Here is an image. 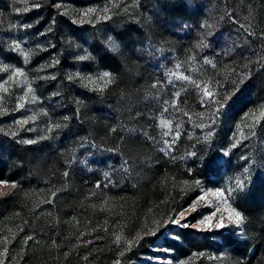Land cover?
<instances>
[{"label": "trees", "instance_id": "16d2710c", "mask_svg": "<svg viewBox=\"0 0 264 264\" xmlns=\"http://www.w3.org/2000/svg\"><path fill=\"white\" fill-rule=\"evenodd\" d=\"M60 1L38 0L31 17L46 32L69 119L32 144L0 130V181L17 185L0 196V238L10 241L5 264H134L151 255L169 225L155 237L141 229L188 207L201 186L234 188L245 175L244 188L229 201L244 217L241 237L171 228L180 239H165L163 246L173 249V264H264V0H226L248 25V43L229 58L215 51L220 32L234 31L230 17L204 44L202 53L233 62L237 74L222 82L218 97L230 95V105L213 118L216 104L203 124L193 93L180 94V111L170 106L182 86L168 84L152 56L156 49L181 58L196 53L214 0H136L141 19L116 12L96 24L72 22ZM71 40L86 48L88 62L72 61ZM78 67L95 75L108 71L113 82L103 91L83 89L65 78ZM162 113L172 119L174 135L181 125L170 149L158 123ZM27 236L33 239L25 245ZM136 239L129 251L127 241Z\"/></svg>", "mask_w": 264, "mask_h": 264}, {"label": "rangeland", "instance_id": "374dc122", "mask_svg": "<svg viewBox=\"0 0 264 264\" xmlns=\"http://www.w3.org/2000/svg\"><path fill=\"white\" fill-rule=\"evenodd\" d=\"M37 1L38 0H0V68L5 65L10 66L9 71L0 72V82L11 74L12 68L20 67L26 72L29 81L32 82L37 97L35 102L25 103L24 108L17 109L16 95H22L23 89L17 87L14 83L7 85L10 87V92L8 94L0 92V96H3V100H0V107L7 110L5 114H0V130L10 137L22 138L24 141H37L48 138L57 128L53 127L50 132L47 131V129L56 124L60 125L65 118V114L63 113L64 99L59 89L60 81L56 77L54 71L56 63H54L55 58L48 51L50 46L45 41L44 35L46 32L44 30L37 31L32 22V11L36 8L35 5H37ZM214 4V8L211 9L208 19L204 21L203 29L199 32L201 39L198 43H195L196 53H188L181 58L175 56L171 52V55H169L163 50L160 52L159 49H156L155 56H152L156 63L160 67H163L166 82L168 84L175 86L181 85L182 87L178 91L180 94L184 95L186 91H189L197 96L200 103L199 110L204 113L203 117L200 119L202 124L205 119L207 120V116H210L212 109L216 108V103L204 97L201 89H197L195 85L187 81L172 78L170 82V73L176 71V65L180 64V72L201 82L202 87L204 83H207L209 89L216 94V98L218 99L222 92L220 90L224 91L222 82L237 74L233 62H226L223 65L220 59L229 58L228 55L235 49L248 43V25L232 15L228 7V2L226 0H214ZM58 7L60 12L76 24H96L106 20L102 18L105 15L103 10L106 7L108 8V12L106 13L108 17L116 12L127 14L138 20L142 17V14L138 10L136 0H73L71 2L61 0ZM25 8H27L28 11H23ZM89 8L97 9V12L86 17L83 13ZM17 9H21V11L17 12ZM227 17H230L234 31H224V33H221V27L218 26L221 22L229 20ZM21 25H30V27H21ZM214 32H220L221 34V38L218 40L220 42L219 49L215 51L217 56H219L218 54L220 52H225L224 56L220 59L215 57V53L208 55L202 53L204 46H201V41L205 44ZM15 43H19L21 48L26 51L31 50V55L29 56L27 64L24 63V58L19 52L12 50ZM70 43L72 47L71 59L76 66H80L79 64L81 62H88L90 60L84 46L81 47L80 44L74 40H71ZM81 56L87 58L80 61L78 58ZM205 60L211 61V63L206 64ZM213 65H215V67ZM77 74H79V77H97L99 74L95 75L80 71L79 67L74 70L69 69L65 74V78L68 82L76 84L86 90L97 91L94 90L93 85L87 84L86 81H82ZM69 75H72L74 79L70 81L68 79ZM178 107L181 110L182 107H180V104ZM32 116H35V120L29 119ZM22 119L28 120V123L23 125L15 123L16 120ZM161 119L172 121V119L164 113L158 117V123ZM162 130L164 132L168 131L166 128ZM13 133H15V135H13ZM173 136L175 135L171 131L169 137H165L164 142L166 139L171 140ZM10 188V184L7 183L4 186H0V191L7 192ZM211 190L212 189H209L207 186H201L198 190V196L188 207L184 208H189L194 202L198 201L199 197L208 193L205 200L199 201L197 204V211L188 215L189 221L195 223L204 215L216 211L218 201L216 197L210 194ZM219 207L221 211H223L224 206L219 205ZM175 218L179 217L177 216ZM171 228L177 229L181 227L170 224L169 228L163 230L155 239L150 248L151 255L140 258L138 261L134 262V264H173L172 259L169 257L171 252L159 250V246H163L165 239H168L169 234L172 233ZM147 232L148 228L146 227L141 229L140 234H145ZM242 235L243 232L237 236L241 237ZM154 248L157 250L154 251ZM154 257H160L161 259H150Z\"/></svg>", "mask_w": 264, "mask_h": 264}, {"label": "snow or ice", "instance_id": "6c2138e0", "mask_svg": "<svg viewBox=\"0 0 264 264\" xmlns=\"http://www.w3.org/2000/svg\"><path fill=\"white\" fill-rule=\"evenodd\" d=\"M35 7H39V5H35ZM17 12H20L21 9H17ZM23 11H28L27 8L23 9ZM105 15L102 17L103 19H108L109 17L106 15V13L108 12V8L106 7L104 10ZM97 12V9H93V8H89L87 9L83 15L84 16H89L92 13ZM21 27H30V25H21ZM201 46H206L204 45L203 41H201ZM13 51L19 52L23 58H24V63L27 64L28 63V59L29 56L31 55V50H24L21 48V45L19 43H15L13 48ZM87 57L85 56H81L78 59L80 61L85 60ZM55 63V61H54ZM205 63H211V61L205 60ZM215 67V65H213ZM9 67L8 65H5L4 67L0 68V72H5V71H9ZM181 68L180 64L176 65V71L171 72L170 73V82L172 80V78H175L176 80H181V81H187L193 85H195V87L197 89H201L203 92V96L206 97L208 100H211L213 103L217 104V108L213 111L212 113V117L215 118L219 115L220 111L222 109L227 108L231 101H232V97L230 95H224L223 99H217L216 98V94H214L208 87L207 83L203 84V87L201 85V82L192 79L190 76L188 75H184L182 72L179 71V69ZM77 76L79 77V74H77ZM43 78V77H41ZM82 81H86L87 84H91L94 86V90H99V91H103L109 84H111L113 82V78L110 74V72L108 71H104L102 73H100L97 77H92V76H85V77H79ZM68 79L71 81L72 79H74V77L72 75H69ZM10 83H14L17 87L23 89V94H17L16 95V100H17V104H16V108L17 109H22L25 107V103H33L36 101L37 97L35 95V91L34 88L32 86V82L29 81L28 76L26 74V72L20 68V67H14L11 69V74L8 75L2 82H0V92L4 93V94H8L10 92V87L7 85H10ZM26 85V87H25ZM153 87H158L157 84H153ZM175 99L171 102V107L173 109H175L176 111H180L178 104H179V97H180V93L176 92L175 93ZM0 100H3V96H0ZM165 104L167 105L168 102L165 101ZM6 109L0 107V114H5L6 113ZM165 112L168 111V108L166 107L164 109ZM185 116H188L189 114L187 112L184 113ZM253 116H255V113H252ZM261 118H264V112L261 113ZM29 119L35 120V116L30 117ZM65 120L69 119V117L65 116L64 118ZM189 119H191V117L189 116ZM256 123H259V120L254 121ZM16 124L18 125H23V124H27L28 120L26 119H22V120H16L15 121ZM172 121L171 120H165V119H161L159 122V126L164 129H168V131H165L163 133V135L165 137H169L171 131H172ZM53 127L55 128H59L60 125L56 124L54 126H50L47 131H52ZM181 125L180 123L176 124V134L175 136H173L171 138V140L166 139L165 140V148L166 149H170L172 144L174 143L175 139L179 137L180 135V129ZM113 131H115V129H113ZM13 135H15V133H13ZM209 136H211V132H209L206 136L205 139H207ZM36 141L33 140H25L23 141V143L25 144H32L35 143ZM240 143L239 140H237L235 143L232 144V148H235L237 146V144ZM225 156L229 155V151H224L222 153ZM188 155L190 156H195L196 153L195 152H189ZM245 173L248 172V169L245 168ZM65 176L68 175L67 172L64 173ZM108 173H105V176L107 177ZM248 180V176L245 175L243 179L237 178L235 180V187L234 188H228V189H224V188H216L214 190H211V195L217 198V207H216V211L204 215L201 219L197 220L195 223L191 222L188 220V215H190L191 213H194L197 211V204L199 203V201H204L206 198V195H208V193H205V195H202L201 197L198 198V201L194 202L189 208L184 209L182 211H180L179 213H175L174 215H170L166 220L163 221L162 224H160V222H155L157 224L156 228H149L148 232L146 233V235H151L153 237H155L158 234V231L160 228H166L168 227V225H175L184 229H188V228H192L194 230L197 231H206L208 233H212L214 236L215 235H221L223 236L225 232H228L229 235L231 234H241L243 232V228L241 227V225L244 223V217L242 216V214L240 212H238L234 207H232V205L229 203L230 200L234 199L233 193L235 190L238 189H243L245 186V182ZM8 182L7 181H0V186H4L6 185ZM189 183V181L185 180L183 181V184L187 185ZM194 183L199 186L201 184L200 180H195ZM106 186V185H105ZM11 188H16L17 185L16 183H12L10 185ZM97 188L100 187V184L98 183L96 185ZM7 195V193L0 191V196H4ZM219 205H223V211H221ZM179 217V218H175V217ZM146 226V225H145ZM203 226V227H202ZM83 235V234H81ZM15 237H13L14 239ZM144 237H140L139 239H143ZM226 238V237H225ZM33 237L32 236H27L24 240L25 245L28 244V241L32 240ZM139 239L136 240H128L127 244H128V250H131V246L136 243H139ZM168 239H172L174 241H177L180 239L179 235L175 234V233H171L168 236ZM121 240V237L119 235H117L116 237V242L119 243ZM0 242H2L5 247L3 249V251H0V264H5L4 261V257L7 256L8 254V248L7 245L10 242L8 237H3L0 238ZM90 243V241L88 242ZM154 251L157 249H153ZM159 250L160 251H164V252H172L173 249L164 247V246H159ZM125 253L122 251L120 252V256H123ZM65 255H67V253H65ZM199 255H204V253H199ZM86 259V257H85ZM150 259H156V260H160V257H154V258H150ZM115 264H120V261L117 260L115 262ZM181 264H183V262H181Z\"/></svg>", "mask_w": 264, "mask_h": 264}]
</instances>
